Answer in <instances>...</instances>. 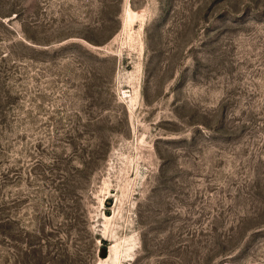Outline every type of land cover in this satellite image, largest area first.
Listing matches in <instances>:
<instances>
[{
	"label": "rangeland",
	"instance_id": "1",
	"mask_svg": "<svg viewBox=\"0 0 264 264\" xmlns=\"http://www.w3.org/2000/svg\"><path fill=\"white\" fill-rule=\"evenodd\" d=\"M0 264H264V0H0Z\"/></svg>",
	"mask_w": 264,
	"mask_h": 264
}]
</instances>
